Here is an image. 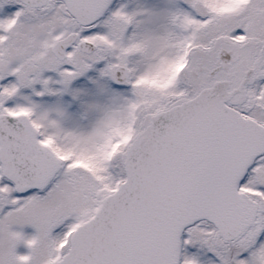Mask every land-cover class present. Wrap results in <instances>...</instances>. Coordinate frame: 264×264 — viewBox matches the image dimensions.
Wrapping results in <instances>:
<instances>
[{
    "label": "snow or ice",
    "instance_id": "1",
    "mask_svg": "<svg viewBox=\"0 0 264 264\" xmlns=\"http://www.w3.org/2000/svg\"><path fill=\"white\" fill-rule=\"evenodd\" d=\"M0 264H264V0H0Z\"/></svg>",
    "mask_w": 264,
    "mask_h": 264
}]
</instances>
